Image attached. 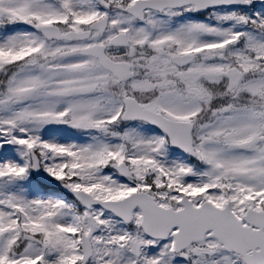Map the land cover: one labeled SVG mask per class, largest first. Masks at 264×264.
<instances>
[{"label": "snow or ice", "instance_id": "obj_1", "mask_svg": "<svg viewBox=\"0 0 264 264\" xmlns=\"http://www.w3.org/2000/svg\"><path fill=\"white\" fill-rule=\"evenodd\" d=\"M0 264H264V0H0Z\"/></svg>", "mask_w": 264, "mask_h": 264}]
</instances>
